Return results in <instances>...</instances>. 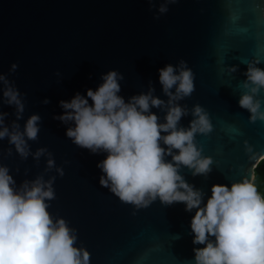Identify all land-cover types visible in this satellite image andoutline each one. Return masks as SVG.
I'll use <instances>...</instances> for the list:
<instances>
[{
  "label": "water",
  "instance_id": "1",
  "mask_svg": "<svg viewBox=\"0 0 264 264\" xmlns=\"http://www.w3.org/2000/svg\"><path fill=\"white\" fill-rule=\"evenodd\" d=\"M164 2L0 0V73L22 94L21 128L31 114L41 117L38 139L28 141L31 151L47 148L64 175L44 171L46 155L38 163L31 155L21 159L7 139L0 140V164L9 167L17 186L39 174L56 176L49 212L76 229V246L88 250L90 264H194L193 249L203 247L193 244L195 209L186 211L184 203L166 206L158 198L140 209L122 203L99 183L97 163L107 154L78 147L66 136L69 124L53 118L64 111L59 101L96 90L103 73L123 74L119 95L125 101L147 92L150 82L153 95L167 101L158 69L187 61L195 91L178 103L189 109L199 103L208 112L213 130L197 134L196 142L213 164L207 176H193L186 167L181 174L203 191L205 203L213 184L230 187L255 176L261 159L248 160L245 141L264 154V121L250 122L249 112L238 104L246 78L241 60L258 57L264 68V0H175L154 19ZM13 63L18 67L10 72ZM231 65L239 70L227 73ZM259 97L264 107V89ZM45 98L49 103H42ZM0 111L8 113L6 124L16 118L12 106L0 103ZM151 111L163 122L164 111ZM191 119V114L182 117L180 125L187 127Z\"/></svg>",
  "mask_w": 264,
  "mask_h": 264
},
{
  "label": "clouds",
  "instance_id": "2",
  "mask_svg": "<svg viewBox=\"0 0 264 264\" xmlns=\"http://www.w3.org/2000/svg\"><path fill=\"white\" fill-rule=\"evenodd\" d=\"M173 2L160 3L153 18L166 14ZM241 63L246 65V78L241 81L244 91L238 104L249 112L250 122L264 121L259 97L264 89V68L258 66L261 59ZM17 67L13 63L9 71L15 72ZM238 70V65L226 66L229 74ZM158 72L167 101L153 95L151 82L147 92L125 101L119 95L123 74L110 69L102 74L103 82L96 90L89 88L86 96L77 92L70 100L59 101L64 111L53 118L69 124L66 136L75 145L93 154H107L97 163L102 172L99 183L122 203L140 209L158 198L166 206L184 203L186 211L195 209L190 222L193 244L203 247L193 249L194 264H264V194L258 192L255 176L235 180L230 187L213 184L211 196L204 202L203 191L188 183L181 169L188 168L193 176H207L212 171L213 159L202 154L196 136L211 133L213 124L199 103L191 109L178 103L195 91L194 73L187 61L166 64ZM0 92V103L14 107L16 117L6 124L8 113L0 111V140L7 139L23 160L31 155L38 163L46 155L44 171L55 169L63 176V168L56 165L47 148L31 151L28 141L38 139L41 117L31 114L21 128L25 103L14 82L3 73ZM153 107L164 111L163 122L151 111ZM189 114L188 126L180 125ZM244 143L249 161L264 159V154ZM7 154H12V148ZM55 180L56 176L45 179L39 174L17 186L9 167L0 164V264H90L88 250L76 246V229L49 212L50 202L56 199Z\"/></svg>",
  "mask_w": 264,
  "mask_h": 264
},
{
  "label": "trees",
  "instance_id": "3",
  "mask_svg": "<svg viewBox=\"0 0 264 264\" xmlns=\"http://www.w3.org/2000/svg\"><path fill=\"white\" fill-rule=\"evenodd\" d=\"M258 192L264 194V159H261L255 167V180Z\"/></svg>",
  "mask_w": 264,
  "mask_h": 264
}]
</instances>
